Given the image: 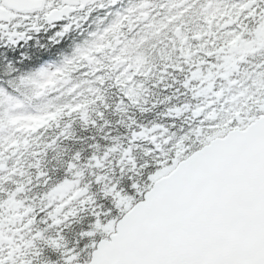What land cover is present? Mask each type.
Here are the masks:
<instances>
[{"label":"snow or ice","instance_id":"obj_1","mask_svg":"<svg viewBox=\"0 0 264 264\" xmlns=\"http://www.w3.org/2000/svg\"><path fill=\"white\" fill-rule=\"evenodd\" d=\"M100 10L0 83V264H264V0H0V41Z\"/></svg>","mask_w":264,"mask_h":264},{"label":"trees","instance_id":"obj_2","mask_svg":"<svg viewBox=\"0 0 264 264\" xmlns=\"http://www.w3.org/2000/svg\"><path fill=\"white\" fill-rule=\"evenodd\" d=\"M104 14L105 10L93 13L81 29H76L64 39L54 38L55 29H49L47 32L42 29L26 43L9 45L0 41V83L7 86L9 79H18L20 75L34 72L40 67L58 64L64 56L72 54L77 43H82L88 38V33L96 28L93 20ZM23 91L30 96L32 89L28 87ZM25 102L27 103V100Z\"/></svg>","mask_w":264,"mask_h":264}]
</instances>
